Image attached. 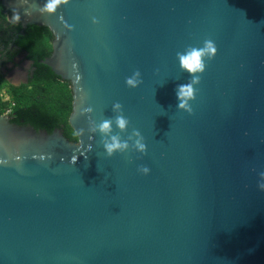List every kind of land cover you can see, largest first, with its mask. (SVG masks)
<instances>
[{"label": "water", "instance_id": "1", "mask_svg": "<svg viewBox=\"0 0 264 264\" xmlns=\"http://www.w3.org/2000/svg\"><path fill=\"white\" fill-rule=\"evenodd\" d=\"M2 6L50 31L77 141L0 117V264H264V0Z\"/></svg>", "mask_w": 264, "mask_h": 264}, {"label": "trees", "instance_id": "2", "mask_svg": "<svg viewBox=\"0 0 264 264\" xmlns=\"http://www.w3.org/2000/svg\"><path fill=\"white\" fill-rule=\"evenodd\" d=\"M25 33L26 37H20L18 43L35 60L36 71L30 84L21 87H13L0 79V109L3 111L13 103L9 115L12 123L31 125L47 133L61 128L68 140L76 142L77 138L68 123L72 110L70 84L38 62L50 55L52 35L47 28L37 26L28 27Z\"/></svg>", "mask_w": 264, "mask_h": 264}, {"label": "flooded vegetation", "instance_id": "3", "mask_svg": "<svg viewBox=\"0 0 264 264\" xmlns=\"http://www.w3.org/2000/svg\"><path fill=\"white\" fill-rule=\"evenodd\" d=\"M18 26L20 23L11 20L0 0V79L13 87L29 85L36 71L35 60L18 43L20 37H26L25 30L31 26L25 29L20 26L17 31Z\"/></svg>", "mask_w": 264, "mask_h": 264}, {"label": "clouds", "instance_id": "4", "mask_svg": "<svg viewBox=\"0 0 264 264\" xmlns=\"http://www.w3.org/2000/svg\"><path fill=\"white\" fill-rule=\"evenodd\" d=\"M207 53L211 56L214 53V48L211 42H208L205 49H193L187 54L180 56V66L183 70L187 71L189 74L202 72L204 69V65L202 63V57ZM139 75V73H137ZM126 83L130 86H135V82L131 79L126 80ZM179 95L184 100V103L180 105V107H184L187 100L191 99L193 96V89L191 84L188 85H180L179 86ZM119 107V105H117ZM9 117V116H8ZM117 125L121 129H124L127 125V120L122 116L117 118ZM111 121L105 120L100 125L101 132H107L110 128ZM139 148L142 150L144 145L139 144ZM126 144H121L115 137L112 138V143L105 144V150L107 154L110 156L114 151L122 150L126 148ZM147 171V169H145Z\"/></svg>", "mask_w": 264, "mask_h": 264}, {"label": "built area", "instance_id": "5", "mask_svg": "<svg viewBox=\"0 0 264 264\" xmlns=\"http://www.w3.org/2000/svg\"><path fill=\"white\" fill-rule=\"evenodd\" d=\"M13 103H11L10 107H7L5 110L1 111L0 109V117L5 116L8 117L11 114Z\"/></svg>", "mask_w": 264, "mask_h": 264}]
</instances>
